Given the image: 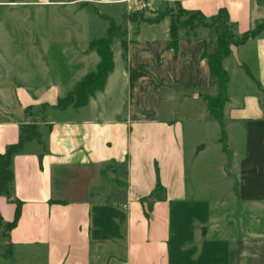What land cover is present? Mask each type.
Returning a JSON list of instances; mask_svg holds the SVG:
<instances>
[{"label":"crops","instance_id":"1","mask_svg":"<svg viewBox=\"0 0 264 264\" xmlns=\"http://www.w3.org/2000/svg\"><path fill=\"white\" fill-rule=\"evenodd\" d=\"M134 1L140 0H89L121 8ZM141 1L158 9L168 1L178 2L207 18L224 8L230 22L238 25L237 36L264 21V0ZM169 25V17L156 24L142 22L134 36V24L128 23L126 53L120 39V50L112 42L113 70L104 88L78 110L52 106L65 95L62 88L67 92L86 74L80 71L83 64L96 68L99 58L88 45L56 46L59 62L80 65L66 88L52 86L41 92L34 109L30 93L38 84L17 91L18 111L0 100V153L18 141L26 123L36 126L41 140L25 142L10 160L9 189L21 206L16 225L4 235L15 204L0 195V264H264V235L255 234L252 218L226 214L233 201L217 198L215 187H202V175L212 176L218 183L226 181L233 197L244 201L250 189L264 185V161L256 159L264 154V31L237 47L239 64L231 55L223 61L230 77L229 101L223 109L226 142L228 146L232 140L227 135L232 126L243 144L242 159L232 166L238 152L228 147L231 163L191 172L182 147L184 132L178 123L172 124L175 115L163 105V93L170 94V100L181 93L206 110L204 96L212 92L208 63L201 54L203 40L214 36L180 31L174 52L167 47ZM241 64L260 87L246 75L250 91L233 95L232 73L242 70ZM15 69L10 79L1 69L0 79L10 81L18 74ZM157 181L164 188L163 199L152 195Z\"/></svg>","mask_w":264,"mask_h":264},{"label":"rangeland","instance_id":"2","mask_svg":"<svg viewBox=\"0 0 264 264\" xmlns=\"http://www.w3.org/2000/svg\"><path fill=\"white\" fill-rule=\"evenodd\" d=\"M0 1H4V3H0V49L18 69V74L10 81L0 79V100L4 105L12 107L14 112L19 110L16 102V94L19 89L26 90L30 88V85H39L38 88L32 89L30 93L32 99L30 107L34 109V101L37 100L41 92H49V88L52 86L63 85L66 88L70 83V78L76 73L80 64L66 61L59 62L55 54L56 49H58L57 45L75 44L77 48H85L92 39L99 38L106 33L109 21L104 17L113 19L115 24L119 26L121 33L128 23L132 24L130 18L134 17L136 12H143L145 16L155 15L156 11L168 8L172 10L173 14L178 12L177 5L173 1L166 2L161 9L141 3L142 1H139V3L134 1L126 8L94 5L89 0L82 1L83 4H87L85 6L80 3L60 2L63 0ZM180 18L185 20L187 16L182 14ZM262 21L258 20L255 25ZM232 25L233 30L238 32V25ZM255 25L253 24L251 28ZM185 29L189 30L188 27ZM205 29L198 27L194 29V32H198L203 36H214L213 30L208 29L206 31ZM113 42L114 49L120 50L119 39L115 38ZM83 65L80 70L83 73L95 69ZM242 70L244 69L242 68ZM242 70L238 69L236 73H232L231 91L233 95H237L244 90L250 91L248 85L252 86L253 81H249L246 76L247 73L244 70L245 74ZM61 92L64 94L66 90L62 88ZM262 94L261 98L264 103V92ZM170 97V94L163 93V105L169 107L167 109L169 114L175 115L172 124L178 123L184 132L182 147L186 153L188 170L192 172L194 168L206 169L208 165L216 166L220 162L223 164L231 163L232 159H229L231 154L228 152V147L238 152L237 160L232 164V166L235 164L237 166L242 159L243 144L239 142V137L236 136V140L235 135L231 132L233 130L232 126L228 127L229 134L227 133L232 140L228 141V146L227 142L224 143L227 153H223L221 151L222 144L215 141L220 137L219 126L209 113L199 106H194L195 103L188 96H185L186 99H184L181 93L175 94L174 100H170ZM196 103H201V101ZM30 124L32 123L24 125ZM203 145L205 146L204 151L197 156H193L192 153ZM254 150L257 151L255 147ZM256 159L264 161V154H260ZM234 174L235 181L238 175L237 169H234ZM215 177L220 179L218 176ZM202 183L204 185L202 187H206V189L215 187L212 188L213 194L217 198H225L223 202L226 200L233 201V210L228 206L224 210L226 214L230 211L234 215L250 216L253 225H255V234L264 235V185H256L250 189L243 201L242 198L233 197L234 192L231 189H226V184H228L226 181L218 183L212 176L202 175ZM207 192L201 191L200 193L203 195ZM228 205L231 204L228 203Z\"/></svg>","mask_w":264,"mask_h":264},{"label":"trees","instance_id":"3","mask_svg":"<svg viewBox=\"0 0 264 264\" xmlns=\"http://www.w3.org/2000/svg\"><path fill=\"white\" fill-rule=\"evenodd\" d=\"M175 4L177 5L178 10L176 14H173L170 8L156 11V14H152L151 16H145L143 12H136V15L130 18L132 24H134L133 35L136 36L138 34L140 23L145 22L148 24H156L165 17H169L170 41L167 47L176 52L180 31L184 30L186 36L193 37L196 36L194 29L198 27L214 31L213 40H203L204 49L201 58L206 59L208 63L209 87L212 92L209 95H205L204 98L206 101V111L219 126V143L222 144L223 152H227L224 144L226 142V132L223 109L224 105L229 101L228 87L230 77L227 70L223 67V61L231 55L230 47L232 45L239 47L245 44L248 40L255 39L260 35L264 31V21L256 24L253 29L237 36L233 32V25L232 23L230 24L228 14L224 8H220L215 15L207 18L199 11H188L183 9L178 2H175ZM81 5L85 6L87 4L82 3ZM94 11L97 13L95 9ZM182 14L187 16L185 20H181L180 16H182ZM104 19L109 21L106 33L99 38L92 39L88 44V48L94 51L99 58L95 70L86 73L77 80L64 96L57 99L56 103L52 106L53 109L59 111H64L69 108L78 110L85 106L97 91H101L104 88L108 75L112 72L114 67L111 46L115 38L121 40L123 53H126V30L124 29L120 33V28L115 24L113 19L109 17H104ZM186 27H188L189 30H186ZM241 67L259 88V82L252 76L248 67L245 64H241ZM29 109L30 108H28V110ZM39 136L40 135L34 124L24 125L21 129L18 141L10 145L4 153H0V195L8 197L11 202L15 204L13 219L4 224V235L6 234V231L16 225L20 215L21 206V202L11 196L9 189L10 183L13 179L10 160L14 154L21 150L25 142L36 140L41 143ZM152 195L157 198H164V188L159 181H157Z\"/></svg>","mask_w":264,"mask_h":264},{"label":"water","instance_id":"4","mask_svg":"<svg viewBox=\"0 0 264 264\" xmlns=\"http://www.w3.org/2000/svg\"><path fill=\"white\" fill-rule=\"evenodd\" d=\"M230 51H231V56L234 58L235 62L239 64L237 47L232 45L230 47ZM0 68L4 71V77L6 79L12 78V76H14L16 72L14 64L8 62L1 53V51H0Z\"/></svg>","mask_w":264,"mask_h":264},{"label":"built area","instance_id":"5","mask_svg":"<svg viewBox=\"0 0 264 264\" xmlns=\"http://www.w3.org/2000/svg\"><path fill=\"white\" fill-rule=\"evenodd\" d=\"M127 1H130V0H127ZM141 1V0H140ZM114 264H123V263H121V262H115Z\"/></svg>","mask_w":264,"mask_h":264}]
</instances>
